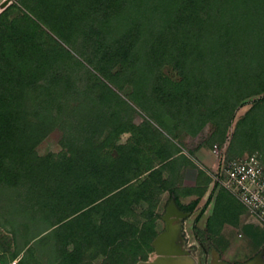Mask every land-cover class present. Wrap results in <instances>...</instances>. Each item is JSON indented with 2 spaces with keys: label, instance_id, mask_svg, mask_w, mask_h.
Here are the masks:
<instances>
[{
  "label": "rangeland",
  "instance_id": "1",
  "mask_svg": "<svg viewBox=\"0 0 264 264\" xmlns=\"http://www.w3.org/2000/svg\"><path fill=\"white\" fill-rule=\"evenodd\" d=\"M181 1L15 0L0 15V96L12 65L60 95L50 117L24 90L5 106L0 264L150 262L170 201L189 214L177 255L264 264V223L211 153L256 155L264 176V0Z\"/></svg>",
  "mask_w": 264,
  "mask_h": 264
},
{
  "label": "built area",
  "instance_id": "2",
  "mask_svg": "<svg viewBox=\"0 0 264 264\" xmlns=\"http://www.w3.org/2000/svg\"><path fill=\"white\" fill-rule=\"evenodd\" d=\"M222 150L218 145L211 149L218 161V182L264 223V176L259 158L249 155L227 159Z\"/></svg>",
  "mask_w": 264,
  "mask_h": 264
},
{
  "label": "trees",
  "instance_id": "3",
  "mask_svg": "<svg viewBox=\"0 0 264 264\" xmlns=\"http://www.w3.org/2000/svg\"><path fill=\"white\" fill-rule=\"evenodd\" d=\"M181 5H182V9L185 10L186 0H182ZM178 15L179 16H177V18L174 19L175 25L176 24L178 25L179 22L185 23L186 22V16L184 14V11L182 10ZM21 74L22 73H20V71L18 69H16V66L12 65L9 72H6L2 76V78L4 79L3 80L4 81L3 82V88L5 90L4 92L6 94L9 93V95L5 96V94H4V96H0V136H3L5 134L7 135L10 132L8 129L5 130V126L3 125V121L5 120L6 116H8V114H12V113H8L5 110V108H6L5 106L13 101V97H11V95H13L17 90H24L26 94L31 93L32 95L30 97L26 96L24 93V98L26 97L27 102H29L31 99L35 100L36 102L38 101V104H41V106H43L41 109H43V111L45 112L44 116H46V117L51 116V110H52L53 105H54L53 104L54 100L58 101L60 99V95L59 96L56 95L55 98H52L51 87L46 86L43 83V82H47L45 79L42 80V83L37 85L36 84L37 81L32 80L29 77L22 79ZM59 78L60 77H58V75L56 74L55 80H54V82H55L54 86H56V85L57 86L55 87V89L57 87L60 88V85H59L60 79ZM24 80H29V81L24 82ZM31 80H32V82H30ZM9 116H12V115H9ZM36 140L37 139L35 138L33 141V145L36 144V142H37ZM0 165H1V163H0Z\"/></svg>",
  "mask_w": 264,
  "mask_h": 264
},
{
  "label": "water",
  "instance_id": "4",
  "mask_svg": "<svg viewBox=\"0 0 264 264\" xmlns=\"http://www.w3.org/2000/svg\"><path fill=\"white\" fill-rule=\"evenodd\" d=\"M13 1L15 0H0V15L12 5ZM188 216L189 214L182 213L177 209L174 201H170L163 216L165 229L154 242L155 253L158 255V259L164 258L161 254H172L171 257L177 255L178 252L176 251H168L159 247H169L172 241L174 242L178 239L183 242L181 238V221ZM182 253L187 256L186 251Z\"/></svg>",
  "mask_w": 264,
  "mask_h": 264
},
{
  "label": "bare ground",
  "instance_id": "5",
  "mask_svg": "<svg viewBox=\"0 0 264 264\" xmlns=\"http://www.w3.org/2000/svg\"><path fill=\"white\" fill-rule=\"evenodd\" d=\"M171 246L169 247H162L164 250L168 251H177L181 247V243L179 240L177 241H172ZM179 252V251H178ZM164 256L162 259H158V256H155L152 258L150 262H143L139 264H196V261H194L192 258H189L187 256H179V255H174L171 257L172 254H161ZM184 255V254H183ZM216 258H218V255H215ZM217 264H225L223 262H220L218 259H216Z\"/></svg>",
  "mask_w": 264,
  "mask_h": 264
},
{
  "label": "crops",
  "instance_id": "6",
  "mask_svg": "<svg viewBox=\"0 0 264 264\" xmlns=\"http://www.w3.org/2000/svg\"><path fill=\"white\" fill-rule=\"evenodd\" d=\"M201 157H204L206 161H210V156H207L206 154H201Z\"/></svg>",
  "mask_w": 264,
  "mask_h": 264
}]
</instances>
